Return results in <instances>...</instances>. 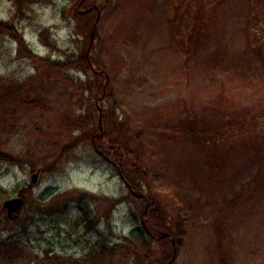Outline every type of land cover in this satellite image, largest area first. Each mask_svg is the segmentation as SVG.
<instances>
[{
    "label": "rangeland",
    "instance_id": "374dc122",
    "mask_svg": "<svg viewBox=\"0 0 264 264\" xmlns=\"http://www.w3.org/2000/svg\"><path fill=\"white\" fill-rule=\"evenodd\" d=\"M78 1L0 0V21L14 25L36 55L65 62L86 50L105 76L99 87L92 72L36 69L0 36V140L16 132L11 152L40 160L61 148L73 122L90 115L103 135L107 119L147 176L136 198L148 196L170 213L173 197L183 205L187 232L169 264H264V0H95L92 42L74 18ZM33 75V96L57 111L48 128L29 107L3 99H25L11 92ZM16 117L24 128L13 125ZM94 135L47 171L0 163L2 209L16 197L24 200L20 217L40 205L68 207L62 220L35 215L22 242L40 258H82L101 241L119 250L139 225L143 207L92 146ZM103 199L121 202L109 208ZM79 206L96 230L86 232ZM143 241L157 256L156 240Z\"/></svg>",
    "mask_w": 264,
    "mask_h": 264
},
{
    "label": "trees",
    "instance_id": "16d2710c",
    "mask_svg": "<svg viewBox=\"0 0 264 264\" xmlns=\"http://www.w3.org/2000/svg\"><path fill=\"white\" fill-rule=\"evenodd\" d=\"M94 1L95 0H79L74 6V11L76 12L74 14V18L79 21V23L81 22L80 24L84 25V27L81 26L80 30L83 31L84 29V37L89 39L90 42H92L95 35L94 25L96 21L94 12H98V9H100L97 7L92 8L93 5L90 3ZM0 36L7 37L13 41L17 46V55L30 60L36 69H46L54 72L55 74H62L66 71H70L71 69L82 71L85 74L92 72V75L99 84V87L102 85V78L105 77L103 76L104 71L102 69L98 70L100 72L94 71L95 68L93 67L95 66L99 68V65L94 59L87 56L86 50L81 52L82 57L79 59H69L65 62L53 61L36 55L26 44L23 36L14 27V25L8 22L0 21ZM89 45H91V43H89ZM88 49L89 51L92 50L90 52L93 53L95 48L92 47ZM187 59H189V54H186V61ZM109 75L111 77V73ZM37 81V75L30 76L24 81L27 84L26 86H23L21 90L16 87L14 91L11 92L18 93V91H20V97H26L25 99L21 100L15 96L17 98L16 99L7 95L3 97V99H14L13 101L19 102V106L22 108L29 107V113L35 114L36 120L43 123L45 127L48 128L52 115L57 111H55V109H53L50 105L45 106V104L41 103L40 100L35 99L36 96L33 95H35L36 92L33 91L31 93L33 87L30 85L36 83ZM1 107L2 99L0 98V108ZM12 109L16 110L14 106H12ZM8 111L9 110H7V112ZM102 117L107 118V112L104 110H102ZM91 118L92 117L90 115L85 116V121H77L76 125L74 122L72 123L70 119L63 118L61 122H65L67 125L72 123V125H74V129L69 131L67 136L64 138L65 143L59 150L55 149L51 155L48 154L40 160L39 158L32 160L28 157L29 155L26 157H20L12 153L8 145V138L16 132L9 134L6 140H0V163L12 166L27 164L33 173L40 169L41 171H47L55 166L57 160L65 156L68 148L85 139L89 141L90 137L96 132L94 135L95 137L93 136L91 139L92 146L101 155L111 161L115 170L118 172L122 181L128 188L130 195L134 197V194L141 190L142 184L146 183V174L134 165L131 159L132 151L130 152L127 145L121 144L118 137L114 138L113 132L109 128V120L106 119L107 124L103 121L105 126H108V131L102 135V133L100 134L99 132L100 128L96 130V128L93 127V124L90 123ZM14 120V126L18 124V128H24L25 125L21 122L23 119L16 117ZM32 129L35 133L39 130L36 125ZM1 131H3V129ZM66 140L67 142L71 140L72 144L68 145ZM48 159H52V162L49 165H45ZM208 167V172H212L210 166ZM5 195L6 192L0 188V202L6 198ZM146 197L147 199L145 197L138 199L135 196V202L137 205H142L143 209L140 210L141 214L139 217L135 218V220L139 222L136 230H134L136 234L132 233V237L126 239L128 246H118L119 250H117L116 245L115 247H110L107 243L101 241L97 243L98 247H95L94 250L82 258H68L64 256H45L40 258L39 254H33V251L22 242V239L29 235V227L35 225L34 217L36 214L42 216V219H44V217H50L52 220H55V218L61 217L65 210L68 209L66 204L62 208L60 207L55 211L43 206L41 207L40 205L37 211L28 212V214L23 217L19 216V211L16 214H8L0 206V264H97L98 262L100 263V261H102V264H155L156 262L158 264L173 263L178 259V252L184 244L187 232V223L183 212V205L179 204V202L173 197L172 204L174 212L170 213L165 210L158 201L153 200L148 196ZM103 200L105 205L109 206V208H113L121 202V199ZM146 201H151V203L147 206L145 203ZM79 210L81 213L79 220L85 225L86 232L96 230V222L91 220V217L85 208L79 206ZM58 219L62 220V218ZM136 238L143 244L142 246L139 245L140 243L134 244ZM147 238H154L156 240L159 248L157 256L156 252L152 251L145 245V241L143 240H146ZM31 256L33 261L29 262Z\"/></svg>",
    "mask_w": 264,
    "mask_h": 264
},
{
    "label": "water",
    "instance_id": "95a60500",
    "mask_svg": "<svg viewBox=\"0 0 264 264\" xmlns=\"http://www.w3.org/2000/svg\"><path fill=\"white\" fill-rule=\"evenodd\" d=\"M38 179V175L34 174L32 176V182L35 183ZM23 200L21 198H12L3 203V208L8 214L16 213L23 205Z\"/></svg>",
    "mask_w": 264,
    "mask_h": 264
}]
</instances>
